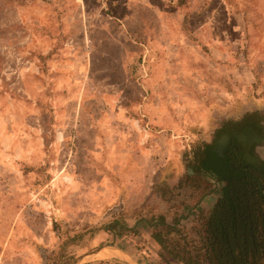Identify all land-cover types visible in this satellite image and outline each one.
I'll list each match as a JSON object with an SVG mask.
<instances>
[{
    "label": "rangeland",
    "instance_id": "obj_1",
    "mask_svg": "<svg viewBox=\"0 0 264 264\" xmlns=\"http://www.w3.org/2000/svg\"><path fill=\"white\" fill-rule=\"evenodd\" d=\"M256 111L264 0H0V264H167L150 222L200 229L195 154Z\"/></svg>",
    "mask_w": 264,
    "mask_h": 264
},
{
    "label": "trees",
    "instance_id": "obj_2",
    "mask_svg": "<svg viewBox=\"0 0 264 264\" xmlns=\"http://www.w3.org/2000/svg\"><path fill=\"white\" fill-rule=\"evenodd\" d=\"M261 121L264 116L256 111L224 127H260ZM239 146L232 143L219 156L206 144L195 154L196 170L205 165L224 183L199 230H182L179 219L168 223L160 217L150 222L159 229L152 237L165 263L264 264V162L259 167L251 163ZM190 176L187 173L186 178ZM117 226L115 222L113 227Z\"/></svg>",
    "mask_w": 264,
    "mask_h": 264
},
{
    "label": "flooded vegetation",
    "instance_id": "obj_3",
    "mask_svg": "<svg viewBox=\"0 0 264 264\" xmlns=\"http://www.w3.org/2000/svg\"><path fill=\"white\" fill-rule=\"evenodd\" d=\"M260 127L253 126H230L218 131L217 136L212 144L214 151H225L232 143H239L242 154L251 163L260 166L263 161L258 155V149L262 147L264 141V123L260 122ZM230 136V138L228 137ZM227 138V139H226ZM225 141V147L221 148V141ZM222 154V153H221ZM222 156V155H221Z\"/></svg>",
    "mask_w": 264,
    "mask_h": 264
},
{
    "label": "water",
    "instance_id": "obj_4",
    "mask_svg": "<svg viewBox=\"0 0 264 264\" xmlns=\"http://www.w3.org/2000/svg\"><path fill=\"white\" fill-rule=\"evenodd\" d=\"M263 147H264V141H263ZM99 251H97V252H93V253H90V254H87V255H85L84 257H82V258H85V257H89V256H92V255H95L96 253H98ZM77 263H78V261H77ZM76 264V263H75Z\"/></svg>",
    "mask_w": 264,
    "mask_h": 264
},
{
    "label": "crops",
    "instance_id": "obj_5",
    "mask_svg": "<svg viewBox=\"0 0 264 264\" xmlns=\"http://www.w3.org/2000/svg\"><path fill=\"white\" fill-rule=\"evenodd\" d=\"M218 198V197H217ZM217 198H216V200H217ZM216 202V201H215ZM215 204V203H214ZM214 204L211 206V207H209V209H211L213 206H214Z\"/></svg>",
    "mask_w": 264,
    "mask_h": 264
},
{
    "label": "bare ground",
    "instance_id": "obj_6",
    "mask_svg": "<svg viewBox=\"0 0 264 264\" xmlns=\"http://www.w3.org/2000/svg\"><path fill=\"white\" fill-rule=\"evenodd\" d=\"M110 254H112V255H113V253H110Z\"/></svg>",
    "mask_w": 264,
    "mask_h": 264
}]
</instances>
